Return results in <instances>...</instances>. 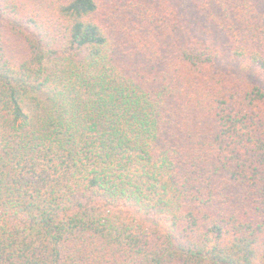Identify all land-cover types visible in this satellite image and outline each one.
Returning <instances> with one entry per match:
<instances>
[{"label": "trees", "instance_id": "1", "mask_svg": "<svg viewBox=\"0 0 264 264\" xmlns=\"http://www.w3.org/2000/svg\"><path fill=\"white\" fill-rule=\"evenodd\" d=\"M0 264H264V0H0Z\"/></svg>", "mask_w": 264, "mask_h": 264}]
</instances>
